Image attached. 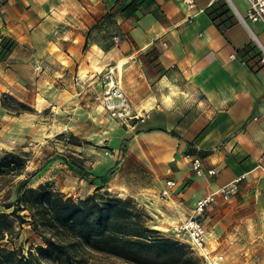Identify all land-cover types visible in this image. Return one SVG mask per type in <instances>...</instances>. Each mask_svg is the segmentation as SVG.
<instances>
[{"label":"crops","instance_id":"crops-1","mask_svg":"<svg viewBox=\"0 0 264 264\" xmlns=\"http://www.w3.org/2000/svg\"><path fill=\"white\" fill-rule=\"evenodd\" d=\"M2 3L0 38L15 47L8 68L0 63L1 143L6 129L16 132L15 139L19 132L25 138L36 123L29 113L7 117L2 94L32 102L38 113L47 109L38 110V96L47 99L46 107L52 105L49 88L29 89L36 66L41 68L36 84L43 85L54 81L51 74L67 84L66 68L74 66L75 100L99 113L105 110L101 97L107 89L99 72L118 73L121 65L116 81L132 118L122 128L107 123L115 128L113 151L129 141L118 173L105 186L155 216L160 215L157 200L172 217L168 225L185 220L200 198L215 193V202L199 218L208 241L216 244L209 252L221 257L219 264H264V62L259 47H264V24L247 20L246 0ZM18 67L30 69V79L29 71L20 76ZM78 152L95 155L87 145ZM186 154L201 155L203 176L191 171ZM129 165L146 172L137 188L126 183ZM109 167L94 166L90 173L100 176ZM208 169L216 174L208 175ZM168 181L175 186L169 188ZM226 186L234 188L228 199L219 192Z\"/></svg>","mask_w":264,"mask_h":264},{"label":"rangeland","instance_id":"rangeland-1","mask_svg":"<svg viewBox=\"0 0 264 264\" xmlns=\"http://www.w3.org/2000/svg\"><path fill=\"white\" fill-rule=\"evenodd\" d=\"M3 1L4 0H0V10L2 7L1 5L4 4L2 3ZM5 40L9 39L5 38ZM5 40L2 37L0 38V63L6 65L7 67L8 61L11 60V56L14 52L13 50L15 44L12 40H10V50H5V52H3L1 51V48H3L2 46L6 44L7 41ZM86 46L87 41L84 44V48H86ZM40 69V66H36L34 68L35 76L33 77V80H30L29 89L32 92L36 88H43V90L46 88L50 89V99L52 100V105L50 107H46L48 106V103L46 102L47 99L44 101L42 97H37L39 100L38 110L42 111V106L47 108L43 112L38 113L35 109H33L32 102H21L8 94H2L1 96V105L3 103L4 106L2 105V108L7 111V117L20 116L24 113H29L32 115V117H34V121L36 123L33 124V130L28 129L26 131L25 138L22 132H17L18 136L15 139L16 132L14 133L12 129H6L5 132H7L3 137L5 143L0 142V159L10 152H13L16 155H21L23 153H26L27 155L24 162L23 173L20 176L7 174L0 177V212L10 213L12 211L13 208L7 209L2 204L13 202L15 199V189L18 182L26 178V176L29 174L36 172L42 166L43 168L34 178V180L36 179L35 182L44 181L42 184L49 183L52 190L61 192L66 197L78 200L87 197V193L96 182H93L92 177H81L78 172L75 169H71L66 162L73 163L75 168L82 169L85 172H93L94 166L98 170H104V168L110 166L109 169L113 170L112 175L108 179L110 180L114 178L116 173H118L119 166L124 157L125 149L123 151L117 149V153L112 150V140L115 128L109 126L107 123L113 121L116 127L122 128L125 127L123 124L124 120L112 116V114L106 110L96 113L91 109V104L84 103V101L79 103L80 99L78 102L75 100V93L73 89L75 81L74 73L76 72V68H74V66L66 68L67 72L70 73V76L67 77V84L64 82H59V79L62 80L64 77L59 75L54 76L51 74V77L52 79L54 78V81L45 83L44 85L41 83L36 84V72H39ZM117 70L118 73H114L113 69L109 68L106 72H99L98 76L102 80H105L104 76H106L108 73H111L116 79L120 80L119 78L122 77V66L120 65ZM28 71L30 79V76H32L30 74V69L26 67H18V74H20V76H27ZM60 87L61 90L58 92ZM67 88H69V90H66ZM57 102L59 104H57ZM127 102L129 104L130 110V114L128 113L127 116H131L132 108L130 107L128 99ZM5 119L8 120V118ZM23 122L30 123V121H27V119H24ZM6 128H8V126ZM13 129L16 128L14 127ZM1 132L2 131L0 129V133ZM101 137L104 139L100 142H96V140L99 138L101 139ZM86 145L93 147L95 155L85 157L82 156L80 152H78L80 148ZM137 168L138 167L134 165L128 166L127 175L130 176V180L126 181V183H130L132 188H137L138 182H142L141 180L146 177V172L144 170L138 171ZM34 180H31V182L33 181V183H35ZM29 186L33 187L34 185L32 186L29 184ZM38 186L39 185H35L34 188ZM94 192L95 189L92 191V193ZM161 192V195H163V191ZM106 193L121 199L128 198L113 193L108 186H104V188L98 192V194L104 197H106ZM169 196V193L165 194L166 199H170ZM216 197L217 194L213 196V200L208 204L207 207L211 206L215 202ZM134 201L146 214V225L148 228L157 231L161 239L175 244L179 248V251L175 257L176 261L173 264H209L205 254L206 248L208 251L206 253L211 259H221L220 256H216L215 254L209 252V248H213V250L216 249V244H210L207 234L204 243V250H199L193 247L183 232L179 233L174 231V227L181 225L189 216L180 223L168 225L167 222L168 220L171 221L172 217L164 212L157 200L153 203L156 211L158 210V215L160 214L159 216L161 218L148 213V211H146V209L140 205L138 201ZM204 212H202V214ZM25 214H27V212H21L20 216ZM1 244H4L8 249H21L22 253L27 255L30 249H33L38 245H43V241L40 236L32 230L30 224H16L14 238L5 236L1 241ZM65 245L66 247L63 245L62 246L70 255L69 264H133L108 254L92 251L91 249L85 248L84 246H80V244H74L73 246H70L67 243ZM44 264L57 263L44 262Z\"/></svg>","mask_w":264,"mask_h":264},{"label":"trees","instance_id":"trees-1","mask_svg":"<svg viewBox=\"0 0 264 264\" xmlns=\"http://www.w3.org/2000/svg\"><path fill=\"white\" fill-rule=\"evenodd\" d=\"M5 41L6 44L1 48L3 52L11 48L10 40ZM128 141L122 140L120 151L125 149ZM26 157V153H7L0 159V177L7 174L20 176ZM66 163L81 177H92L93 182H96L95 192L74 200L52 190L49 183L30 187L31 180L43 166L20 180L15 189L14 201L2 204L7 209L13 208L12 211L0 212V264H69L70 255L63 247L67 243L70 246L80 244L133 264L175 263L179 248L161 239L157 231L148 228L146 214L132 198L98 194L112 175V169L94 177L90 172L75 168L73 163ZM21 212L27 214L20 216ZM16 224H30L43 245L30 249L27 255L21 249L6 248L1 241L5 236L14 238Z\"/></svg>","mask_w":264,"mask_h":264},{"label":"built area","instance_id":"built-area-1","mask_svg":"<svg viewBox=\"0 0 264 264\" xmlns=\"http://www.w3.org/2000/svg\"><path fill=\"white\" fill-rule=\"evenodd\" d=\"M247 1V20L251 22H261L264 24V0H246ZM183 2L187 5H192L193 0H183ZM115 42H117V36L113 38ZM261 50V62H264V47L259 44ZM107 81V89L101 97V102L104 105L106 111L112 114V116L121 118L124 121L132 118L131 116H127L126 107L129 109V104L127 102L126 96L120 88L116 78L113 74L108 73L105 76ZM130 114V110H129ZM186 160L190 164L191 171L196 176L204 175L203 168V158L199 154H186ZM207 174L213 176L216 174L214 169H208ZM167 186L172 188L175 186L174 181H168ZM232 186H226L222 188L219 192L225 198L228 199L232 192ZM215 193L207 195L200 199L195 207L192 210L191 215L179 226L174 227L175 232H183L190 243L199 250H204V243L206 238V231L200 221V216L202 212L206 209L209 203L213 200V196ZM219 259H215L213 264H218Z\"/></svg>","mask_w":264,"mask_h":264},{"label":"bare ground","instance_id":"bare-ground-1","mask_svg":"<svg viewBox=\"0 0 264 264\" xmlns=\"http://www.w3.org/2000/svg\"><path fill=\"white\" fill-rule=\"evenodd\" d=\"M126 113H129V109H128V107H126ZM205 254H206V256H207V259H208V261H209V264H213V263H214V260L217 259V258L211 259V258L209 257V255L206 253V251H205Z\"/></svg>","mask_w":264,"mask_h":264}]
</instances>
